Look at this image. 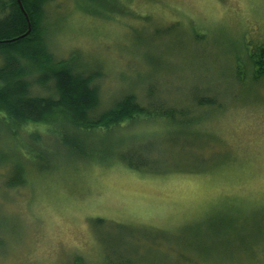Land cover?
I'll use <instances>...</instances> for the list:
<instances>
[{
  "label": "rangeland",
  "instance_id": "1",
  "mask_svg": "<svg viewBox=\"0 0 264 264\" xmlns=\"http://www.w3.org/2000/svg\"><path fill=\"white\" fill-rule=\"evenodd\" d=\"M41 25L97 73L94 114L127 94L151 114L85 132L103 156L44 146L35 165L24 129L51 144L44 126L2 125L0 264H264V0H49Z\"/></svg>",
  "mask_w": 264,
  "mask_h": 264
},
{
  "label": "trees",
  "instance_id": "2",
  "mask_svg": "<svg viewBox=\"0 0 264 264\" xmlns=\"http://www.w3.org/2000/svg\"><path fill=\"white\" fill-rule=\"evenodd\" d=\"M47 1L20 0L19 5L17 0H0V128L4 125L16 137L20 127L44 126L42 135L45 139L50 137L53 144H44L39 134L24 129V143L29 149L32 165L37 163L33 159L38 161L44 154V146L56 152L62 148L80 157H89L94 153L103 156L100 153L109 152L108 148L101 151L91 148L85 132L102 130L111 133L127 122L146 118L151 114L150 109L127 94L102 112L93 113L99 102L94 85L98 75L95 72L83 74L74 71L69 59L55 60L48 52L41 25L43 5ZM253 56L255 74L264 77V49L253 53ZM33 83L42 89L51 84V91L33 93ZM80 135L85 137L86 143ZM117 156L132 169L141 170L150 164L132 148L119 151ZM17 169L21 178L15 179L11 175L6 182L9 187L26 181L23 168L20 166ZM17 169L14 167L12 174Z\"/></svg>",
  "mask_w": 264,
  "mask_h": 264
},
{
  "label": "water",
  "instance_id": "3",
  "mask_svg": "<svg viewBox=\"0 0 264 264\" xmlns=\"http://www.w3.org/2000/svg\"><path fill=\"white\" fill-rule=\"evenodd\" d=\"M17 1H18L19 5H21L20 0H17Z\"/></svg>",
  "mask_w": 264,
  "mask_h": 264
}]
</instances>
